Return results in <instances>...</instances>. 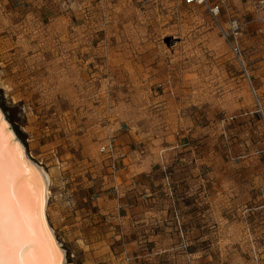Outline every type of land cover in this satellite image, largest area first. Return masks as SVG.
<instances>
[{"label": "rangeland", "instance_id": "obj_1", "mask_svg": "<svg viewBox=\"0 0 264 264\" xmlns=\"http://www.w3.org/2000/svg\"><path fill=\"white\" fill-rule=\"evenodd\" d=\"M258 28L248 27L241 44L264 112V34ZM257 98L204 7L182 0H0V104L30 157L50 175L47 220L69 253L67 264L81 262L73 231L80 232L75 242L84 243V221L100 213L103 195L120 191H97L93 176L114 175L111 164L123 155L119 139L134 130L159 149L148 177L162 178L170 194L168 176L179 199L164 205L160 220L169 233L150 236L180 243L171 215L176 208L191 263L207 257L218 264H264V184L246 187L247 179L264 180ZM113 141L114 157L100 152ZM127 145L135 156L141 153ZM257 166L259 174L252 170ZM163 184L147 194H165ZM139 204L123 198L117 208L130 222L150 210ZM120 236L123 249L131 234ZM152 237L147 243L155 251Z\"/></svg>", "mask_w": 264, "mask_h": 264}, {"label": "crops", "instance_id": "obj_2", "mask_svg": "<svg viewBox=\"0 0 264 264\" xmlns=\"http://www.w3.org/2000/svg\"><path fill=\"white\" fill-rule=\"evenodd\" d=\"M235 1L236 7L229 9V14L235 12L246 14L249 12L252 15L256 12L253 6H242L241 0ZM227 17V16H226ZM228 22V17H227ZM259 27H261L259 25ZM264 41V39H263ZM89 73H82L84 80H89ZM120 144L124 146L119 148L123 154L116 157L117 161L111 164V171L114 175L110 177L98 178V175L93 176L94 181L91 183L97 191L107 190L113 186L119 188L118 195L102 196L98 205L100 213L94 215L91 220H85L84 223L88 224L86 229L83 230L84 243L81 241L75 242L74 238L79 235L78 231H73V236L70 238L72 241V248L75 249L77 254L81 257L79 264H185L186 256L183 254L173 253L178 250L179 242H174L170 236H155L154 241L156 246L155 251H151L150 245L147 243V238L152 237V234L169 233L168 230L162 231L164 225L161 218L165 215L164 205L167 206L169 202L179 201L178 198H172L171 193H167L164 180L149 178L147 173L153 171L157 167L154 165V159L158 157V150H152V145L146 144L143 140L142 131H130L124 137L119 139ZM141 150V153L135 156L127 144H133ZM143 147V148H142ZM118 148H116L118 153ZM150 150V151H149ZM153 151V152H152ZM152 152L151 154H149ZM137 157V159H135ZM120 166V167H119ZM146 167V168H145ZM153 167V168H152ZM165 169V167H161ZM252 170L257 171L259 174V167ZM256 173V174H257ZM166 181V178H165ZM188 179H180V182H186ZM167 182V181H166ZM162 186L165 194H151L148 195V189L155 186ZM254 184L263 185V177L259 176L256 179H247V189ZM123 198L137 199L140 204L139 208L146 205L150 206V212L143 210L136 212L137 214L129 222V218L121 215L118 210V204L122 202ZM145 202V204H144ZM150 202V203H149ZM165 203V204H164ZM120 214V215H119ZM172 215V214H171ZM106 221V222H105ZM106 224H105V223ZM154 223L153 226L151 224ZM120 225V227H119ZM131 234V237L125 243V247L120 248L119 240L121 234ZM152 237V238H153ZM149 238V239H152ZM152 241V240H150ZM125 242V241H124ZM149 242V241H148ZM197 258V257H196ZM200 258V256H198ZM218 260L212 258H203L197 260L194 264H218ZM74 264V263H73ZM193 264V263H192Z\"/></svg>", "mask_w": 264, "mask_h": 264}, {"label": "snow or ice", "instance_id": "obj_3", "mask_svg": "<svg viewBox=\"0 0 264 264\" xmlns=\"http://www.w3.org/2000/svg\"><path fill=\"white\" fill-rule=\"evenodd\" d=\"M6 131L0 116V264H60L62 254L52 244L41 218L37 170L25 174V167L31 165L18 148L9 151L5 161Z\"/></svg>", "mask_w": 264, "mask_h": 264}, {"label": "built area", "instance_id": "obj_4", "mask_svg": "<svg viewBox=\"0 0 264 264\" xmlns=\"http://www.w3.org/2000/svg\"><path fill=\"white\" fill-rule=\"evenodd\" d=\"M183 4L187 7H204L208 10L210 16L216 23V25L220 29V33L223 37V39L226 41L230 52L232 56L239 62L241 65V68L243 71L246 72L249 82L251 84V88L253 93L255 94L257 98L256 91L252 85V82L250 80L249 74L246 69V65L243 59V50H242V37L245 31H247L248 27L251 26H258L257 29L258 34H264V0H242V2L247 3L250 6L255 7L256 12L251 16H240L236 14H229V0H182ZM228 16V22L227 26H223L221 23V18L223 16ZM257 103L259 106V112L262 114V117L264 119V112L261 108L260 101L257 98ZM100 152L103 154L108 155L109 157H114L116 152V145L113 142H109L107 145L103 146L100 149ZM113 170V168H111ZM166 171V169H163ZM167 185L170 188L171 196L172 198H176L172 194V188L170 183V178L166 176ZM176 201H173L172 204L175 205ZM171 214L173 217L178 221V227L176 228V232L180 234V244L178 249L182 251L187 257L188 264H192V256L188 253L189 251V243L187 242L185 235H184V228L182 227L180 223V218L178 215V211L175 208L173 211H171ZM255 248V247H253ZM255 261H258L257 256H255Z\"/></svg>", "mask_w": 264, "mask_h": 264}, {"label": "bare ground", "instance_id": "obj_5", "mask_svg": "<svg viewBox=\"0 0 264 264\" xmlns=\"http://www.w3.org/2000/svg\"><path fill=\"white\" fill-rule=\"evenodd\" d=\"M22 151H24V149H22ZM28 164L31 165V171L32 170H37L35 173L36 177H39V182H40V193L42 196V205H41V218L44 222V226L47 232L51 233V241L54 244L55 248L58 250V252L60 254H62V261L60 262V264H67L65 256L66 253L63 249H61V247L59 246V244L57 243V240L55 238L54 235V230L52 229L49 221L47 220V210H48V203H49V199L51 196V190H50V186H51V178L50 175L45 171L44 168L40 167V166H36L30 159H28ZM33 179H35V177H33Z\"/></svg>", "mask_w": 264, "mask_h": 264}, {"label": "water", "instance_id": "obj_6", "mask_svg": "<svg viewBox=\"0 0 264 264\" xmlns=\"http://www.w3.org/2000/svg\"><path fill=\"white\" fill-rule=\"evenodd\" d=\"M0 116H2L3 121L6 124V129L7 131L5 132L4 136H3V150L5 152V161L7 162V153L9 151H14L16 148H18L20 150V152L23 154V160L26 162L27 165L28 164V159H30L36 166H40L39 164H37L29 155L28 149L25 146V144L23 143V141L19 138L17 132L15 131L14 127L12 126L11 122L8 119L7 114L4 112L1 104H0ZM22 149H24V151H22ZM41 167V166H40ZM43 168V167H42ZM25 174L31 172L30 168L25 167L24 169ZM50 200V199H49ZM49 205V203H48ZM48 214V213H47ZM49 221V219H48ZM53 229V228H52ZM46 230V229H45ZM54 235L55 238L57 240V243L59 244V246L61 247V249H63L66 253L65 259L66 262H68V257H69V253L68 251L64 248V246L58 241L56 233L54 231ZM52 242V241H51ZM53 244V243H52ZM54 245V244H53ZM69 263V262H68Z\"/></svg>", "mask_w": 264, "mask_h": 264}]
</instances>
